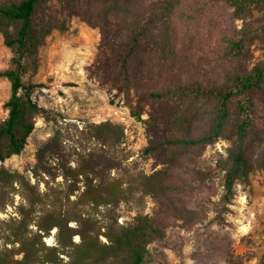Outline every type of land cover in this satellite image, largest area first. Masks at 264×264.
Here are the masks:
<instances>
[{"label":"trees","instance_id":"16d2710c","mask_svg":"<svg viewBox=\"0 0 264 264\" xmlns=\"http://www.w3.org/2000/svg\"><path fill=\"white\" fill-rule=\"evenodd\" d=\"M213 8L229 10L241 26H228L223 11L211 17ZM74 18L101 34L90 78L121 97L130 116L143 122L145 153L160 157L163 167L128 182L102 178L103 165L117 166L106 153L103 161L70 171L75 185L67 199L80 190L82 177L85 188L76 205L117 206L140 191L158 207L154 216H139L124 227L114 211L99 226L49 204L39 184L43 174L55 176L46 158L57 153L54 136L37 152L31 170L36 185L25 174L0 168V211L15 209V216L0 220V264H144L149 245L164 241L172 221H202V212L188 205L210 176L221 177L222 194L211 205L212 223L222 226L237 185L264 171V0H0V34L12 53L10 67L0 72L11 85L8 117L0 123V163L23 153L36 119L47 115L34 98L42 85L26 78L37 73L47 38L67 32ZM92 131L104 146L123 143L121 125L107 121ZM221 140L230 143L226 155L215 168H199L198 159ZM17 194L22 203L15 206ZM53 231L55 245L49 246L45 239Z\"/></svg>","mask_w":264,"mask_h":264},{"label":"rangeland","instance_id":"374dc122","mask_svg":"<svg viewBox=\"0 0 264 264\" xmlns=\"http://www.w3.org/2000/svg\"><path fill=\"white\" fill-rule=\"evenodd\" d=\"M211 8V7H209ZM227 14L228 26H241V22H232L231 13ZM222 11L213 8L219 15ZM101 42L99 30L93 29L80 19L71 21L70 29L61 33L53 32L39 52L37 73L26 78L42 87L36 89V102L47 111V115L36 119V128L28 140V145L21 155L13 156L0 168L25 174L33 185L37 184L31 170L36 164V155L41 146L57 136V153L48 154L47 161L55 176L43 174L39 184L42 194H47V202H53L58 209L75 210L82 218L91 220L99 226L109 223L114 211L119 226H130L139 216H154L157 203L151 196L140 191L117 206L94 207L76 205L78 196L84 190V179L76 183V191L67 199L75 181L70 171L81 164L89 165L92 161H103L107 153L114 162L112 169L103 165L102 178L131 181L138 173L151 175L162 169L160 157L147 155L145 148L148 139L143 122L130 116L129 109L116 97L114 92L102 87L96 78H90L89 68L98 55ZM261 52H256L259 58ZM12 53L4 44L0 34V72L10 67ZM11 95L10 82L0 76V123L8 117L6 103ZM148 115L143 116L146 120ZM121 125L124 129L123 143L116 147L102 145L94 138L93 125L103 122ZM230 143L221 140L207 148L197 165L206 171L215 168L220 155H226ZM67 176V177H66ZM222 176V175H221ZM220 176L212 175L207 179L208 187L192 194L189 208L202 212V221L194 224L174 220L167 228L166 238L161 243H152L144 264H261L264 258V171L256 170L250 175L249 184L239 183L231 213L226 215L227 223L219 226L212 223L215 216L212 203L219 200L223 188ZM48 183V184H46ZM16 188H19L15 185ZM70 200V201H69ZM22 203L19 194L14 196L15 206ZM15 216L13 206L6 212L0 211V220ZM75 227L76 223L72 222ZM106 231L102 228V232ZM55 233L45 239L47 245H55ZM100 239L107 243V239ZM75 242H80L76 237Z\"/></svg>","mask_w":264,"mask_h":264}]
</instances>
